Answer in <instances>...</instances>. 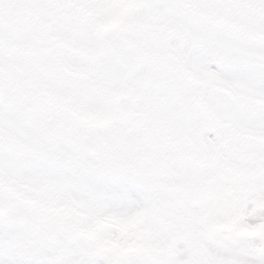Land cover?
I'll list each match as a JSON object with an SVG mask.
<instances>
[{
    "label": "snow or ice",
    "instance_id": "obj_1",
    "mask_svg": "<svg viewBox=\"0 0 264 264\" xmlns=\"http://www.w3.org/2000/svg\"><path fill=\"white\" fill-rule=\"evenodd\" d=\"M0 264H264V0H0Z\"/></svg>",
    "mask_w": 264,
    "mask_h": 264
}]
</instances>
